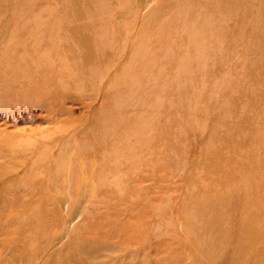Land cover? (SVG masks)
I'll use <instances>...</instances> for the list:
<instances>
[{"label": "rangeland", "instance_id": "rangeland-1", "mask_svg": "<svg viewBox=\"0 0 264 264\" xmlns=\"http://www.w3.org/2000/svg\"><path fill=\"white\" fill-rule=\"evenodd\" d=\"M55 51L52 96L0 102L34 184L0 264H264V0H0V69Z\"/></svg>", "mask_w": 264, "mask_h": 264}, {"label": "bare ground", "instance_id": "bare-ground-1", "mask_svg": "<svg viewBox=\"0 0 264 264\" xmlns=\"http://www.w3.org/2000/svg\"><path fill=\"white\" fill-rule=\"evenodd\" d=\"M49 54H52V57L56 61L54 65L43 64L42 62L37 61V59H32L28 56H21V59H16V63L22 64L21 69L17 68L16 70L18 71L21 70V72H23L22 74L23 75L25 74V78H23L25 80L23 79L20 80L21 78L15 79L16 77L19 76V73L21 74V72H17L13 67L0 69V82H4L8 80L6 85L5 84L0 85V102L6 101L7 99L10 106H18L16 104L19 101L21 102L22 100H24L26 96L31 100V94H33L36 97L40 96V98L41 96H44V95L52 96L53 94L52 91L51 92L47 91V88L45 90L43 89V83L40 82V81H43V78L41 75H44L45 73L47 74V78H49V80L50 79H54L55 81L60 80L58 79V75H56V72L58 74V68L61 67L60 64H58V56L61 57V54L58 53V51L50 52ZM63 57H66L67 62H68V61H73L74 59L79 58L81 56L79 53L74 52V54H71V55L63 54ZM2 60L3 58L0 55V62ZM35 76H38V78L36 79V85L37 86L40 85L42 89L41 90L39 89L36 92L34 91L32 92L34 84L33 83L31 84V82H29L30 78H26V77H35ZM61 81L63 83L69 84L68 81L65 82L64 79H62ZM17 86H19V88H16ZM58 95L59 94L57 92V97ZM7 106L9 105L7 104ZM9 120H10V117L0 116V124L9 126L8 124ZM4 131H5L4 129L0 130V139H3L5 137V135L2 134ZM8 145L10 144H8L5 141L1 142L0 158L12 156V150L10 149ZM94 166H95L94 169L98 168L96 165ZM21 182L22 183H20L17 179L13 182L7 181L5 178L2 177V172L0 170V199L7 200V198L5 199L4 197L9 194L11 195L9 190L10 188H13V186L15 185L22 186L23 183H27L26 185H23V187L25 186L32 187V185L34 186V184L31 182H25V181H21Z\"/></svg>", "mask_w": 264, "mask_h": 264}]
</instances>
